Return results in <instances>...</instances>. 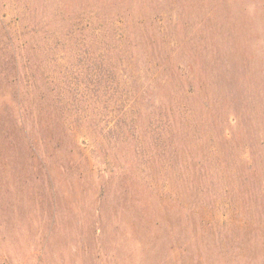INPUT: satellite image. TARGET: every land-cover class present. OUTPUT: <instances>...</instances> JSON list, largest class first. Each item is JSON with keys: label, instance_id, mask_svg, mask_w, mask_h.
<instances>
[{"label": "rangeland", "instance_id": "374dc122", "mask_svg": "<svg viewBox=\"0 0 264 264\" xmlns=\"http://www.w3.org/2000/svg\"><path fill=\"white\" fill-rule=\"evenodd\" d=\"M113 1L0 0V264H264V0Z\"/></svg>", "mask_w": 264, "mask_h": 264}, {"label": "trees", "instance_id": "16d2710c", "mask_svg": "<svg viewBox=\"0 0 264 264\" xmlns=\"http://www.w3.org/2000/svg\"><path fill=\"white\" fill-rule=\"evenodd\" d=\"M114 4L113 6L116 7L117 5V1H113ZM122 3V1H121ZM97 64L96 66H94L93 71H91L88 75H87V79L91 81V84H93L94 81V85H93V90L99 92L102 90L103 86H106V82L108 81V83L110 82V71L108 70V67H110V64L105 65L104 59L101 58L99 56V59L97 60ZM16 65H19V60L18 57H16ZM20 71L22 72V68L19 66ZM33 76L35 77V74L33 73ZM36 87V83L33 84ZM38 89H43V88H38ZM92 90V89H91ZM91 91H89L90 94ZM50 95H52V98H45V97H39V99L36 100H32V101H26V99L22 100L20 98V101L18 104V112H19V122H20V128L21 131H25L26 135L24 141L27 144H30L29 142H31L32 140H35V138L33 137V132L31 133L32 129H36L37 132L35 133H41L46 135H56V134H63L64 136H67L68 133L66 132V113L65 111H63V109L65 108L66 104H69L70 106H80L81 107V102L78 103H69V101H63L60 99L55 98L54 96L56 94L62 95L64 93H62L61 89H57V87L54 85L50 88L49 90ZM85 93V92H83ZM22 95V94H21ZM20 95V97H21ZM168 95H166L167 97ZM61 97V96H59ZM100 98L97 99V97H95V99L91 102L88 103V105H90V107L92 109H95L97 107V102L99 101ZM163 103V101H162ZM161 103L162 105V112L158 115V121L160 124L157 125V136H156V140L158 139L159 141H163V131L165 132V128H169V124H171L170 120H173L174 122L176 121L175 119L176 116L173 113V109L168 107V108H164V105ZM74 104V105H73ZM77 120H82V115L81 113L78 114V116L76 117ZM163 121V122H162ZM91 126H93L94 128L97 127V122L96 120L91 121L90 123ZM19 128V130H20ZM35 136V135H34ZM33 142V141H32ZM41 142V139H40ZM156 150L158 151V147H155ZM187 170V169H186ZM182 172V173H181ZM186 171L183 170H179L176 172V174L178 175V177L176 178V181H179V186H181V189H179V192H194V187L192 186V180L191 177L190 179H188L187 177H185V173ZM190 172H194L193 169L190 168ZM175 176V175H174ZM81 177V176H80ZM170 183H172V180H169ZM182 182V185H181ZM191 185V187H190ZM177 189L174 188V190ZM192 189V190H191ZM172 189V193L175 197H179L181 196L180 193H178L177 191H174ZM197 191V190H196ZM198 192V191H197ZM158 194L159 191H158ZM161 196V194H160ZM178 201V199H177ZM261 207L264 210V205H261ZM262 210V211H263ZM261 212V210H259ZM263 218V217H262ZM261 218V220H262Z\"/></svg>", "mask_w": 264, "mask_h": 264}]
</instances>
